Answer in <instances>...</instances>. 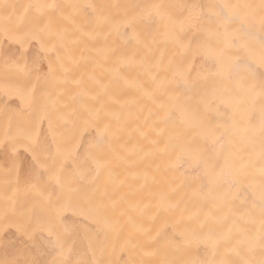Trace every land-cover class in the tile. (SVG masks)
<instances>
[{"label":"bare ground","instance_id":"6f19581e","mask_svg":"<svg viewBox=\"0 0 264 264\" xmlns=\"http://www.w3.org/2000/svg\"><path fill=\"white\" fill-rule=\"evenodd\" d=\"M53 2L97 5L109 23L89 8L35 7ZM209 3L237 6L230 30L259 50L264 0H0V262L64 259L49 228L72 237L70 258L82 264L212 260L211 245L187 237L229 230L256 241L241 255L259 261L264 69L255 79L241 70L243 89L213 91L202 24L183 22L191 5ZM153 4L164 6L163 18H137ZM97 80L106 85L100 95ZM177 102L197 106L196 117L174 111ZM73 145L64 169L78 194L49 225L40 195L47 177L33 156L52 167ZM213 164L223 174L208 185L202 171Z\"/></svg>","mask_w":264,"mask_h":264},{"label":"snow or ice","instance_id":"6c2138e0","mask_svg":"<svg viewBox=\"0 0 264 264\" xmlns=\"http://www.w3.org/2000/svg\"><path fill=\"white\" fill-rule=\"evenodd\" d=\"M37 8H44L50 10L53 13H59L63 15V9L78 10L81 8L92 9L97 15L99 23H109L107 17L103 16L101 12L97 10V5L86 4L81 5L78 3H70L67 5L53 3L37 4ZM237 7L230 4H218L209 3L206 6L191 5L188 16L185 18L184 23L189 24H202V30L204 33L202 40V48L211 60V72L210 78L214 82L213 91L216 88L223 86L225 83L234 86L237 90L245 87V79L241 76V70H243L248 77L255 79L257 67L264 69V39L261 40L259 50H255L247 43L242 42L238 29H231L230 25L239 20V14H230L229 9ZM163 8L161 4H153L149 6L150 11L138 14L137 18H148L151 16H160L163 18ZM127 26V24H121L120 27ZM45 28H37L35 34L45 31ZM59 35V34H57ZM175 35V34H173ZM251 36V33H246ZM122 62H130L128 58H122ZM261 87L264 89V71L260 72ZM97 95L102 94L106 85L100 80L95 81ZM174 111H178L185 115L187 118H195L197 115V106L195 105H182L179 102L176 103ZM94 114L89 113L90 118ZM97 131L99 136L97 138L98 144L104 143V135L106 128H100L97 125ZM261 132V158L264 159V115L261 117L260 124ZM75 145L72 148L66 149L60 154V161L55 166L49 167L44 162L40 161L35 155L33 156L34 163L37 167L38 176H46V183L43 191L40 192L42 199L48 205V210L44 215V219L49 225H54L57 220L62 219L63 213L69 210L73 205L74 195L78 194V189L74 186V180L71 176L65 175L64 162L72 158ZM91 163L96 169L104 167V161L102 158L91 157ZM197 167H201L197 162ZM219 168L220 171L214 172L208 170ZM83 172H76L77 176H83ZM223 174V169L218 164L210 166H204L202 171V179L208 185L217 184ZM259 194L256 197L259 201L260 212V235L259 246L262 250L261 258L259 261H250L245 259L241 252H251L255 247L256 241L249 238V236L240 232L239 234H233L231 230L225 233L222 237L217 239L216 237L209 235L205 237L196 236L192 234L187 237L190 240H195L198 243H204L211 245L215 250V255L219 258L212 260H200L197 258H175L169 255H164L162 258L154 262V264H264V167L261 169ZM33 187H37L34 185ZM49 190L51 193H55L56 199L50 198ZM49 234L55 235L54 246L58 250V254L65 257L59 261H53L52 264H82L79 261H73L70 257L73 252L74 240L68 235L54 234L49 228ZM233 256L240 257L239 259H232ZM5 264V262H0ZM8 264H42V262L36 260H23L8 262Z\"/></svg>","mask_w":264,"mask_h":264}]
</instances>
